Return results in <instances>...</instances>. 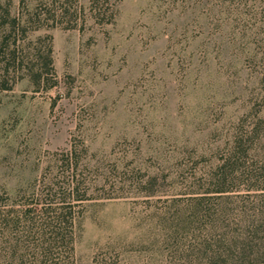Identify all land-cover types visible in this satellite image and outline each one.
<instances>
[{"label":"rangeland","instance_id":"rangeland-1","mask_svg":"<svg viewBox=\"0 0 264 264\" xmlns=\"http://www.w3.org/2000/svg\"><path fill=\"white\" fill-rule=\"evenodd\" d=\"M78 7L30 34L52 38L48 82L2 72L8 239L36 242L73 175V264H264V0Z\"/></svg>","mask_w":264,"mask_h":264},{"label":"trees","instance_id":"trees-1","mask_svg":"<svg viewBox=\"0 0 264 264\" xmlns=\"http://www.w3.org/2000/svg\"><path fill=\"white\" fill-rule=\"evenodd\" d=\"M10 5L11 0L0 3V89L9 87L5 74L16 65L24 72L21 77H28L36 85L46 83L53 73L52 38L49 34L31 38L30 34L60 26L75 27L78 0H19L14 14ZM71 184L73 187L65 197L59 198L67 207L61 204L53 208L54 212L44 209L35 229L24 230L25 237L28 233L36 234V242L11 241L7 230L0 225V264H73L75 212L69 205L80 198L73 175ZM52 200L48 203H54Z\"/></svg>","mask_w":264,"mask_h":264}]
</instances>
